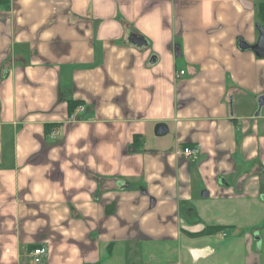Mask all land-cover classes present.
<instances>
[{"label":"crops","instance_id":"obj_1","mask_svg":"<svg viewBox=\"0 0 264 264\" xmlns=\"http://www.w3.org/2000/svg\"><path fill=\"white\" fill-rule=\"evenodd\" d=\"M262 7L0 0V264H264Z\"/></svg>","mask_w":264,"mask_h":264},{"label":"water","instance_id":"obj_2","mask_svg":"<svg viewBox=\"0 0 264 264\" xmlns=\"http://www.w3.org/2000/svg\"><path fill=\"white\" fill-rule=\"evenodd\" d=\"M258 32H259L258 41L256 42V44L251 46L250 49L258 58H264V28L258 27ZM130 41L133 42L137 46H142L145 44L144 40L139 36H131ZM240 49L246 50V49H249V47L246 46L245 44H241ZM165 132H166V129L164 128V126L158 125L156 127L155 133L157 135L160 136V135L164 134Z\"/></svg>","mask_w":264,"mask_h":264},{"label":"built area","instance_id":"obj_3","mask_svg":"<svg viewBox=\"0 0 264 264\" xmlns=\"http://www.w3.org/2000/svg\"><path fill=\"white\" fill-rule=\"evenodd\" d=\"M180 75H183V71L179 72V76ZM80 111L83 110V108H78ZM194 153V150H192L191 148H184L182 150V154L185 156V157H190L192 154ZM47 250L45 248H37V249H34L32 252H31V258H32V262L34 264H40L41 261H42V258L43 256L46 254Z\"/></svg>","mask_w":264,"mask_h":264},{"label":"trees","instance_id":"obj_4","mask_svg":"<svg viewBox=\"0 0 264 264\" xmlns=\"http://www.w3.org/2000/svg\"><path fill=\"white\" fill-rule=\"evenodd\" d=\"M263 9H264V7H262V12H263ZM71 106L72 105H70L69 108H71ZM218 229H219V227H208V228L204 229L203 233H205L207 235L212 234V233L218 231Z\"/></svg>","mask_w":264,"mask_h":264}]
</instances>
